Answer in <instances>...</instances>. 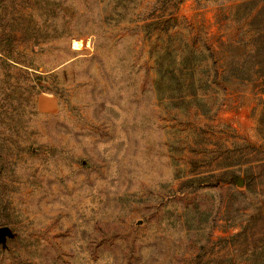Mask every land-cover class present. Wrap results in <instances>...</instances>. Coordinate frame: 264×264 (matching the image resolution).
Here are the masks:
<instances>
[{"label":"rangeland","instance_id":"1","mask_svg":"<svg viewBox=\"0 0 264 264\" xmlns=\"http://www.w3.org/2000/svg\"><path fill=\"white\" fill-rule=\"evenodd\" d=\"M239 2L0 0V264H245L219 241L264 163Z\"/></svg>","mask_w":264,"mask_h":264},{"label":"trees","instance_id":"2","mask_svg":"<svg viewBox=\"0 0 264 264\" xmlns=\"http://www.w3.org/2000/svg\"><path fill=\"white\" fill-rule=\"evenodd\" d=\"M210 1H213L219 9L224 7L226 2V0ZM235 7H248L247 17L251 19V23H264V0H241ZM215 16L221 20L218 13ZM257 31L259 36L257 37L256 55L260 57L258 73L264 77V29L258 27ZM244 174L246 189L258 205L248 223L240 225L238 232L219 239L225 243L220 249H228L229 252H241L247 257L245 264H264V163L246 167ZM239 194L244 195L245 192H238Z\"/></svg>","mask_w":264,"mask_h":264},{"label":"bare ground","instance_id":"3","mask_svg":"<svg viewBox=\"0 0 264 264\" xmlns=\"http://www.w3.org/2000/svg\"><path fill=\"white\" fill-rule=\"evenodd\" d=\"M82 44H83V41H82V40H81V41L73 40V47H74L75 49H80L81 46H82Z\"/></svg>","mask_w":264,"mask_h":264}]
</instances>
